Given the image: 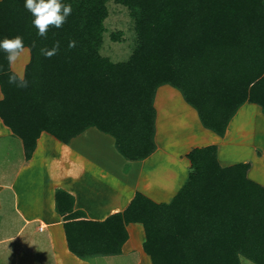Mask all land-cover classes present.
I'll list each match as a JSON object with an SVG mask.
<instances>
[{"label":"trees","instance_id":"obj_1","mask_svg":"<svg viewBox=\"0 0 264 264\" xmlns=\"http://www.w3.org/2000/svg\"><path fill=\"white\" fill-rule=\"evenodd\" d=\"M108 1L61 0L72 14L42 38L24 0H0V38L18 34L29 51L25 89L8 84L4 73L12 71L0 51V118L22 139L26 157L42 131L68 143L89 127L111 136L123 157H147L155 147L153 96L162 84L178 89L220 136L243 103L264 114V0H112L127 8L135 34L130 54L117 61L100 52ZM55 41L59 54L43 57L39 49ZM187 157L188 177L170 201L136 192L103 221L76 220V235L118 253L124 224L138 222L151 264H240V255L264 264V186L247 177L249 162L221 166L215 145ZM82 217L68 211L63 220Z\"/></svg>","mask_w":264,"mask_h":264},{"label":"crops","instance_id":"obj_2","mask_svg":"<svg viewBox=\"0 0 264 264\" xmlns=\"http://www.w3.org/2000/svg\"><path fill=\"white\" fill-rule=\"evenodd\" d=\"M28 60L29 55L19 59L10 70L24 73ZM163 85L156 88L152 101L155 147L143 159L123 157L114 139L95 127L68 143L42 131L26 157L22 139L0 118V264H151L142 248L140 223L124 224L126 238L120 251L112 254L80 240L75 222L103 221L122 212L136 192L155 202L170 201L188 177L187 154L193 148L215 145L221 166L249 162L247 177L264 186L260 107L250 102L240 105L220 136L202 125L181 92L174 94ZM171 96L181 112L173 116L162 110ZM184 142L189 143L183 146ZM57 192L66 195L56 197ZM76 210L85 217L63 220L66 212Z\"/></svg>","mask_w":264,"mask_h":264},{"label":"clouds","instance_id":"obj_3","mask_svg":"<svg viewBox=\"0 0 264 264\" xmlns=\"http://www.w3.org/2000/svg\"><path fill=\"white\" fill-rule=\"evenodd\" d=\"M24 7L32 15L31 23L37 29V35L42 38H47L49 28H62L67 18L72 14V5L62 3L61 0H24ZM76 46L77 42L75 40L68 41V49H74ZM29 47H36V42L33 41ZM0 51L6 54L5 59L9 66L15 65L25 52L23 37L17 34L0 38ZM59 51V41H55L51 48L41 47L39 49L40 54L47 59L56 56ZM2 71L3 67L0 66V72ZM4 74L7 75V82L10 85H14L19 89H25L29 86L30 82L23 72ZM3 99L4 96L0 93V100Z\"/></svg>","mask_w":264,"mask_h":264},{"label":"rangeland","instance_id":"obj_4","mask_svg":"<svg viewBox=\"0 0 264 264\" xmlns=\"http://www.w3.org/2000/svg\"><path fill=\"white\" fill-rule=\"evenodd\" d=\"M108 15L104 19V32H103V43L100 49L101 54L108 56L111 60L117 61V60H123L128 57L130 54L135 40V34L133 31V23L132 18L130 17V14L126 7L114 3L112 0H109L106 3ZM115 36L116 38H113ZM29 51L28 48L25 47V52L22 54L20 59H23L25 57H28ZM20 66L22 67V64L19 62ZM18 65V63H17ZM165 88H172V92L174 94H180V91L176 88L171 87L170 85H163ZM175 90V92H174ZM177 92V93H176ZM175 96L166 97L168 99L169 104L167 107H164V113L170 114L173 116L174 113H181L179 110V107L176 104L177 99H175ZM191 110L194 112V110L191 108ZM176 117V116H175ZM174 126L176 123H173ZM176 127V126H175ZM258 134V133H257ZM183 137L184 134H183ZM164 140H166V137H162ZM181 138L179 141H182ZM188 141H192L188 139ZM164 143V142H163ZM185 143V144H184ZM183 146H187L189 142H184ZM166 144V143H165ZM168 146L171 144H167ZM179 145V143H177ZM180 146V145H179ZM263 149L264 152V146H260ZM264 179V175L262 176ZM240 264H254L249 259L239 256Z\"/></svg>","mask_w":264,"mask_h":264}]
</instances>
